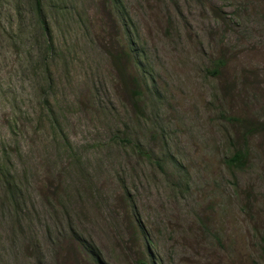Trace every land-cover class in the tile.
Here are the masks:
<instances>
[{
  "label": "rangeland",
  "instance_id": "1",
  "mask_svg": "<svg viewBox=\"0 0 264 264\" xmlns=\"http://www.w3.org/2000/svg\"><path fill=\"white\" fill-rule=\"evenodd\" d=\"M263 243L264 0H0V264Z\"/></svg>",
  "mask_w": 264,
  "mask_h": 264
},
{
  "label": "trees",
  "instance_id": "2",
  "mask_svg": "<svg viewBox=\"0 0 264 264\" xmlns=\"http://www.w3.org/2000/svg\"><path fill=\"white\" fill-rule=\"evenodd\" d=\"M216 67H218V66H216ZM214 71L217 73V71H218L217 68ZM132 93L134 95L137 94V92H135V91H132ZM248 133H251V132H248ZM227 165L230 168L231 167L239 168L241 166H244L245 163H244V155H243V153L242 152H239V151L238 152H235L234 155L227 160ZM263 250H264V243H263ZM140 264H146V263L145 262H140Z\"/></svg>",
  "mask_w": 264,
  "mask_h": 264
}]
</instances>
